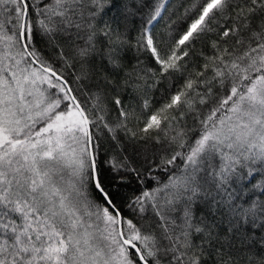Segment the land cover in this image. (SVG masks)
<instances>
[{
	"label": "snow or ice",
	"instance_id": "snow-or-ice-1",
	"mask_svg": "<svg viewBox=\"0 0 264 264\" xmlns=\"http://www.w3.org/2000/svg\"><path fill=\"white\" fill-rule=\"evenodd\" d=\"M0 264H264V0H0Z\"/></svg>",
	"mask_w": 264,
	"mask_h": 264
},
{
	"label": "trees",
	"instance_id": "trees-1",
	"mask_svg": "<svg viewBox=\"0 0 264 264\" xmlns=\"http://www.w3.org/2000/svg\"><path fill=\"white\" fill-rule=\"evenodd\" d=\"M162 25H163V21L161 22L160 25H157V31H163ZM196 50H197V52L200 50V45L199 44L196 45ZM129 56L131 57V53L129 54ZM155 96L158 99L159 98V92L155 93ZM156 174L159 175L162 180H166L167 179V176H166V174L163 171H159ZM149 186H151V185H149ZM135 187H136V185L132 184V185L129 186V188L122 189L123 198L122 199H117V201H116L117 206L121 209V211L124 213V215L128 216V217L131 216V212H130V210L128 208L125 207V205L127 204V197H130L131 195H133L132 189L135 188Z\"/></svg>",
	"mask_w": 264,
	"mask_h": 264
}]
</instances>
